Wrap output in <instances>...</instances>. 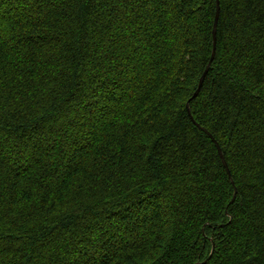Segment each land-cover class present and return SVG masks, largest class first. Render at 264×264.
Returning a JSON list of instances; mask_svg holds the SVG:
<instances>
[{
	"label": "trees",
	"instance_id": "16d2710c",
	"mask_svg": "<svg viewBox=\"0 0 264 264\" xmlns=\"http://www.w3.org/2000/svg\"><path fill=\"white\" fill-rule=\"evenodd\" d=\"M196 263L264 264V0H0V264Z\"/></svg>",
	"mask_w": 264,
	"mask_h": 264
},
{
	"label": "water",
	"instance_id": "95a60500",
	"mask_svg": "<svg viewBox=\"0 0 264 264\" xmlns=\"http://www.w3.org/2000/svg\"><path fill=\"white\" fill-rule=\"evenodd\" d=\"M217 18H218V5H217V11H216V15H215V22H214V28H213V50H212V55H211L210 62H211V60L213 59V57H214V52H215V33H216V23H217ZM210 62L208 63V66H209ZM208 66H207V68H208ZM206 71H207V69H206ZM206 71H205V72H206ZM204 74H205V73H204ZM203 77H204V75L201 77V79H200V81H199V84H198V88H197L196 92L194 93V95H196V93L198 92V90H199V88H200V85H201V82H202V80H203ZM223 163H224V165H225V167H226V163H225L224 160H223ZM196 264H200V263H196Z\"/></svg>",
	"mask_w": 264,
	"mask_h": 264
}]
</instances>
